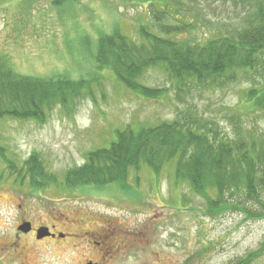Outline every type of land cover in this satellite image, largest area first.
<instances>
[{
	"label": "rangeland",
	"instance_id": "1",
	"mask_svg": "<svg viewBox=\"0 0 264 264\" xmlns=\"http://www.w3.org/2000/svg\"><path fill=\"white\" fill-rule=\"evenodd\" d=\"M52 1L0 2V55L9 57L18 73L45 78L66 74L84 80L85 89L68 109L60 104L46 108L41 120L0 119V146L15 165L24 166L38 154L46 171L63 181L70 168L82 165L90 151L106 148L128 125L137 130L172 122L181 110L214 119L225 134L235 136L227 117L236 114L244 92L253 87L240 73L238 81L226 87L201 89L192 80L178 83L161 67H152L139 81L166 92L147 98L126 88L112 72L98 68L93 58L98 31L119 28L135 40L142 25L156 32L148 1L60 0L63 4L54 7ZM181 2L169 7L170 18L163 22L175 23L172 17L196 22L191 38L199 43L242 30L247 15L264 4V0ZM244 109L242 105L248 126L264 131V115ZM175 166L169 162L159 178L142 169L139 182L130 171L127 189L112 184L77 193L57 192L54 186L31 192L13 185L16 176L8 177L10 170L0 159V178L5 171L0 180V264L75 263L73 244L77 247L81 241L72 236L43 244L28 236L20 239L18 247L13 245L21 217L35 225H56L58 231L82 239L86 231L95 232V237L105 233L110 258L95 256L103 264H229L259 251L252 264H264V219L248 220L232 212L215 219L205 216L204 200L188 183H175ZM94 238L88 236L95 240L89 242L92 247L99 239ZM84 252L89 249L81 247L75 255Z\"/></svg>",
	"mask_w": 264,
	"mask_h": 264
},
{
	"label": "trees",
	"instance_id": "2",
	"mask_svg": "<svg viewBox=\"0 0 264 264\" xmlns=\"http://www.w3.org/2000/svg\"><path fill=\"white\" fill-rule=\"evenodd\" d=\"M145 1L151 5L156 32L142 25L140 38L135 40L119 28L111 33L98 31L93 57L98 68L112 72L126 88L147 98H158L166 92L139 81L152 67H161L170 80L178 83L192 80L201 89L226 87L242 74L253 87L244 92L236 114L227 117L235 136L225 134L214 119L197 111L181 110L172 122L137 130L128 125L106 148L90 151L82 165L70 168L63 181L46 171L38 154L19 167L0 146V159L10 170L8 177L16 176L13 185L31 192L54 186L57 192L75 193L86 188L103 190L112 184L127 189L130 171L136 173L137 182L145 168L159 178L162 168L174 161L175 183H188L204 200L205 216L215 219L232 212L248 220L264 219V131L256 125L248 126V114L240 110L243 105L249 112L264 115V4L259 3L247 15L242 30L199 43L191 38L196 22H182L175 17V23L163 22L170 16L169 7L181 5V0ZM62 4L60 0L52 1L53 7ZM84 89V80L66 74L45 78L18 73L9 57L0 55L1 120H41L46 108L55 104L68 109ZM4 176L5 171L0 180ZM260 254L229 264H252Z\"/></svg>",
	"mask_w": 264,
	"mask_h": 264
},
{
	"label": "flooded vegetation",
	"instance_id": "3",
	"mask_svg": "<svg viewBox=\"0 0 264 264\" xmlns=\"http://www.w3.org/2000/svg\"><path fill=\"white\" fill-rule=\"evenodd\" d=\"M25 222H30L32 225V230L28 233H24V232H20L18 230V228ZM73 223H75V221H72ZM75 226V225H74ZM41 228H48L49 230V236H45L41 239L37 238V231ZM56 225L53 224H41V225H35L33 221L25 219L24 217H21L20 219V223L18 224V226H16V234L13 240V245H15L16 247H18L19 245V241L22 238H26L28 236H31L32 238H34L35 243L36 244H43L46 242H54V241H59V240H64L66 238H68L69 236H72L74 238V240L76 239L78 242L81 241L80 244H77V247H75V243L73 244V255H74V264H103L102 261H98L96 259L95 256L101 255L102 258H105L107 255H109L111 253L110 251V247H109V243L107 242V236L105 235V233L98 235L97 237L94 236L95 232H91V231H86L85 235L82 239V235H78L76 233H72V234H68L66 232L63 231H58ZM77 229L74 228L73 231H76ZM97 235V234H96ZM87 236V237H86ZM88 236L92 237V238H99L97 239V241L95 242V245L90 246L91 244H89V242H93L91 239H88ZM94 236V237H93ZM94 238V239H95ZM87 240L88 244L85 243V241ZM77 243V242H76ZM87 247V249H89V252L86 253H82V256H79V251L78 254L75 255V251L80 249L81 247ZM16 251V249L12 248V251ZM110 258V255H109Z\"/></svg>",
	"mask_w": 264,
	"mask_h": 264
},
{
	"label": "water",
	"instance_id": "4",
	"mask_svg": "<svg viewBox=\"0 0 264 264\" xmlns=\"http://www.w3.org/2000/svg\"><path fill=\"white\" fill-rule=\"evenodd\" d=\"M18 230L20 232L28 233V232H30L32 230V225H31L30 222H25L18 228ZM48 230H49L48 228L39 229L37 231V238L41 239V238H43L45 236H49L50 234H49Z\"/></svg>",
	"mask_w": 264,
	"mask_h": 264
}]
</instances>
